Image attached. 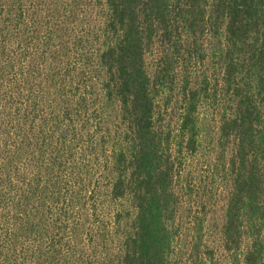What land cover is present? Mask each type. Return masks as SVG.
<instances>
[{"label": "trees", "instance_id": "trees-1", "mask_svg": "<svg viewBox=\"0 0 264 264\" xmlns=\"http://www.w3.org/2000/svg\"><path fill=\"white\" fill-rule=\"evenodd\" d=\"M0 264H264V0H0Z\"/></svg>", "mask_w": 264, "mask_h": 264}]
</instances>
